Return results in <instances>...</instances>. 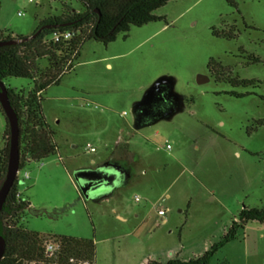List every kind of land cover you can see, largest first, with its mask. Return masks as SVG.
I'll use <instances>...</instances> for the list:
<instances>
[{
    "label": "rangeland",
    "instance_id": "374dc122",
    "mask_svg": "<svg viewBox=\"0 0 264 264\" xmlns=\"http://www.w3.org/2000/svg\"><path fill=\"white\" fill-rule=\"evenodd\" d=\"M62 3L83 11L77 0H0V32L29 33ZM154 15L107 45L83 42L73 70L42 94L58 153L18 173L29 203L23 228L92 240L95 264L198 257L242 209L264 205V0L171 1ZM199 75L208 81L198 84ZM164 77L175 81L182 111L133 130V105ZM3 84L32 88L27 78ZM4 130L0 112V149ZM83 169L102 187L89 199L73 177ZM212 264H264V222H248Z\"/></svg>",
    "mask_w": 264,
    "mask_h": 264
},
{
    "label": "trees",
    "instance_id": "16d2710c",
    "mask_svg": "<svg viewBox=\"0 0 264 264\" xmlns=\"http://www.w3.org/2000/svg\"><path fill=\"white\" fill-rule=\"evenodd\" d=\"M77 1L83 7L82 12L62 3L59 15H51L38 21L33 34L39 29L41 31L35 38L0 47V82L4 83L7 78H27L32 82V88L27 92L6 88L9 103L19 120L20 169L27 163L39 162L58 153L53 132L42 114V94L48 87L57 85L65 73L73 70L74 60L79 55L83 42L94 40L107 45L119 35L126 37L131 28H140L158 20L154 15L156 10L171 1L179 0ZM66 34H70L67 39L64 38ZM25 38L27 37L0 32V42ZM252 62L258 61L252 59ZM213 65L210 62L209 67ZM218 69L223 74L227 72L220 66ZM234 82L245 87L254 86L253 81ZM257 124L264 125V122ZM9 137V127L5 121L2 136L4 143L0 149V186L7 169ZM19 184L17 179L0 213V235L5 241V252L0 264H95V245L92 240L65 236L45 238L23 228L21 222L29 209V203L16 197ZM248 222H264V205L261 209H242L223 237L202 255L186 261L170 259L164 264H210L225 245L236 239L238 231ZM48 243L56 247L51 256L45 250ZM146 264L162 263L150 261Z\"/></svg>",
    "mask_w": 264,
    "mask_h": 264
},
{
    "label": "water",
    "instance_id": "95a60500",
    "mask_svg": "<svg viewBox=\"0 0 264 264\" xmlns=\"http://www.w3.org/2000/svg\"><path fill=\"white\" fill-rule=\"evenodd\" d=\"M41 31L39 29L35 34L24 40H14L10 42H0V47L5 45H14L29 39H33ZM208 81L205 76L197 77L198 84H204ZM175 81L172 78H160L145 92L141 101L135 103L132 107V129L137 131L146 126L156 124L162 120H171L176 114L182 111V105L179 95L174 92ZM0 109L9 127V155L5 178L0 186V213L6 200V197L17 179L19 172V120L16 112L9 103L7 89L0 82ZM77 189L83 199L90 198V189L93 185L92 180L99 177L95 170H82L74 176ZM84 179V182L82 180ZM5 252V241L0 235V261Z\"/></svg>",
    "mask_w": 264,
    "mask_h": 264
},
{
    "label": "built area",
    "instance_id": "2783aa9c",
    "mask_svg": "<svg viewBox=\"0 0 264 264\" xmlns=\"http://www.w3.org/2000/svg\"><path fill=\"white\" fill-rule=\"evenodd\" d=\"M34 1H36V0H29L30 3L34 2ZM47 1H51V0H47ZM18 16H22V14L19 13ZM69 36H70V34H66L64 36V38L67 39V38H69ZM56 40H58V38H56ZM167 148H168V146H167ZM85 149L87 151H89L90 153H93L94 152V149L90 145H86ZM17 179H18V175H17ZM23 179L24 180H27L28 179V174L27 173H24ZM16 197L17 198L20 197L19 191L16 193ZM135 201H138V198H136ZM158 214L159 215H162L163 213H162V211H159ZM55 249H56V247L52 243L46 244V249L45 250H46V253H47L48 256H51L55 252Z\"/></svg>",
    "mask_w": 264,
    "mask_h": 264
},
{
    "label": "flooded vegetation",
    "instance_id": "af4514ba",
    "mask_svg": "<svg viewBox=\"0 0 264 264\" xmlns=\"http://www.w3.org/2000/svg\"><path fill=\"white\" fill-rule=\"evenodd\" d=\"M108 165H114L116 167H118V169H120L123 173L127 174L126 176L128 177V169L126 167H124L123 165L115 162V161H110V163H108ZM99 176V175H98ZM102 178H104L103 176H101ZM109 180L108 183H105L104 186H108V185H111L114 184L115 182V179L114 177L110 176V177H105ZM121 178V177H120ZM101 185L97 184V183H93L91 189H90V196H94L96 193H99L100 190H101Z\"/></svg>",
    "mask_w": 264,
    "mask_h": 264
},
{
    "label": "crops",
    "instance_id": "0c3cea01",
    "mask_svg": "<svg viewBox=\"0 0 264 264\" xmlns=\"http://www.w3.org/2000/svg\"><path fill=\"white\" fill-rule=\"evenodd\" d=\"M49 15H47V17H48ZM37 28V27H36ZM36 29H33L32 31H30L29 33L28 32H20L19 33V35H16V34H12V36H22V37H30L33 33H34V31H35ZM84 170V169H83ZM212 194H214V191H212ZM21 198V197H20ZM22 200V199H21ZM23 201V200H22ZM119 219H121V218H119ZM210 264H212V261H211V263Z\"/></svg>",
    "mask_w": 264,
    "mask_h": 264
}]
</instances>
